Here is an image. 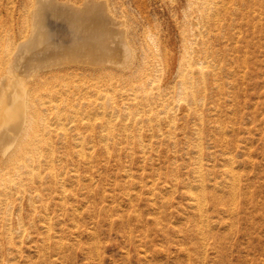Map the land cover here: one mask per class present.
<instances>
[{
	"label": "rangeland",
	"instance_id": "1",
	"mask_svg": "<svg viewBox=\"0 0 264 264\" xmlns=\"http://www.w3.org/2000/svg\"><path fill=\"white\" fill-rule=\"evenodd\" d=\"M57 1L107 10L103 59L24 80L0 264H264V0ZM37 2L0 0L1 86Z\"/></svg>",
	"mask_w": 264,
	"mask_h": 264
},
{
	"label": "bare ground",
	"instance_id": "2",
	"mask_svg": "<svg viewBox=\"0 0 264 264\" xmlns=\"http://www.w3.org/2000/svg\"><path fill=\"white\" fill-rule=\"evenodd\" d=\"M52 1L54 0H50V1L49 0H46V1L38 0L39 4H36V5H39V6H35V8L37 7V10L33 11L35 13L32 16V18L34 17L33 18L34 31L33 29L31 31L32 37L28 41L25 40L26 42H23L22 44L20 43L19 44L20 46L18 49L19 51L15 53L16 55L14 56L15 58H14L13 63L11 64L12 65L11 68L13 70H17V71L19 70L21 74L15 71L16 72L15 77L17 76V73H18L21 75V79L13 78L14 77L13 75L15 74V72L11 69V71H13L14 74L12 75L13 72L11 73L12 78L9 76L11 79H9V77L7 76L8 77L7 80L9 79L8 80L9 87L6 86L7 84H4L2 86L0 85V101L1 103H3V104H0V106L2 105L0 108V158H3V159L10 158L16 153H18L17 151L21 148L22 144L25 143V141L27 140L30 134L31 129H33L32 128L33 120L31 119V115H30L31 109L29 107V101H28L29 93L24 88L25 87L24 80L27 79L28 81L29 78L31 80V78L39 74V71L43 72L41 70L54 68L56 66H60L65 63H69V64L70 63L73 64V62L74 63L75 62L76 63L78 62L96 63L98 60L103 59L102 50L96 49L95 42L93 41H96V39H98L99 41L100 37L102 38V36H100L103 33L102 29H104L106 25L105 23L108 22L106 21V18L103 15L105 11L107 10L104 11L101 8L104 5L100 7V9L102 10H99L95 8L94 6H90L88 5V3H86L87 4L86 6L84 7L82 6L83 9H79V10L75 9V10L69 11V9L65 10L64 6L62 8H59L58 6H56L57 3L55 2L56 3L55 5ZM50 16L59 18L60 20L63 19L66 25L68 26V28L71 30V34L75 36V38L73 39L74 41L71 43L69 48L59 45L56 41L53 40L54 30L50 24ZM111 22H114V21L112 20ZM120 25L118 24L119 28L121 27ZM123 25L125 26L124 23ZM115 26L118 27L117 25ZM111 30L113 31L112 28ZM119 31L122 32V30L120 29ZM115 35L120 36L122 34L119 33V35L118 34H115ZM127 50L128 49L125 48L124 50L125 54L127 53ZM33 108H36V107H33ZM25 162L24 164L26 165ZM200 165L202 166V164ZM25 167L27 166H24V168ZM22 169L23 168H21V170ZM37 170H39V168H37ZM39 172L40 171H38L37 176H39L40 174ZM201 178H202V175H201ZM200 181H202V179ZM195 198L196 197L194 196V199Z\"/></svg>",
	"mask_w": 264,
	"mask_h": 264
}]
</instances>
